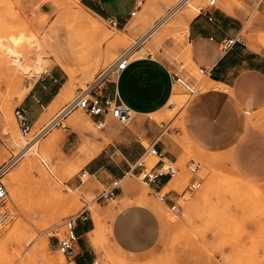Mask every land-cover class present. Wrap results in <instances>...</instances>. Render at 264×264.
<instances>
[{
	"label": "rangeland",
	"instance_id": "374dc122",
	"mask_svg": "<svg viewBox=\"0 0 264 264\" xmlns=\"http://www.w3.org/2000/svg\"><path fill=\"white\" fill-rule=\"evenodd\" d=\"M148 1L138 2L142 12L129 21L130 31H125V26L114 28L107 18L97 17L83 0H0V167L11 160L13 163L3 180L7 190L6 209L12 217L0 245L14 227L23 225L0 264H43L45 255H62L58 240L67 233L65 222L85 209L90 210L94 230L97 219L100 218L103 225L95 237L97 241L90 242L98 264H120V260L122 264H264V182L240 174L232 153L204 152L195 147L184 132L183 103L199 96L208 86V77L189 63L186 30L177 24L188 9L187 0H153L151 6L146 7ZM191 1L198 5L197 15L209 8L210 0ZM216 2L217 8L232 6L245 12L239 40L250 49H255L257 43L264 45L259 39L264 33V14L258 6L250 9L238 0ZM66 6L75 10L84 8L99 21L103 34L97 36L102 44L96 40L97 36L80 26L68 33L66 27L71 26V22L63 13ZM104 36L108 38L106 41ZM145 36L149 39L144 40ZM82 38L91 40L92 51L95 48L92 67L84 71L87 74L77 69V81L72 83L64 99L62 97L53 111L48 107L37 125L23 134L16 118L23 95L47 73H54V79L58 80H52L53 91L60 88L61 92L70 82L65 67L70 61L69 49L74 41L81 42ZM114 39L122 41L113 43ZM35 41L47 54L41 70L37 69ZM141 41L145 43L144 50L154 55L163 49L167 62L176 66L179 76L193 86L196 94L191 97L178 86L162 110L144 116L132 112L129 121H118L114 136L119 139L120 135L122 141L129 144H133L131 140L136 137L141 158L149 168L158 162L153 152L156 149L177 161L179 171L160 194L138 176H132L122 183L116 200L99 204L97 199L103 186L89 174L84 182L79 176L110 141L84 111L76 109L64 118L60 114L104 68ZM51 45L55 48L51 49ZM66 45H70L69 49ZM12 47L19 52L20 67L14 63ZM139 56L142 54L136 53L131 61ZM260 117L248 115L251 121ZM34 150L43 157L32 153ZM191 160L201 164L196 177L201 185L194 190H189L193 174L187 164ZM16 170L19 171L13 183L10 175ZM167 192L172 202L161 200ZM172 203L177 205L176 210H172ZM132 204L151 209L160 224L155 246L139 254L123 252L112 240L109 230L116 215ZM54 217L59 218L57 224L52 221ZM63 255L60 264H73Z\"/></svg>",
	"mask_w": 264,
	"mask_h": 264
},
{
	"label": "crops",
	"instance_id": "0c3cea01",
	"mask_svg": "<svg viewBox=\"0 0 264 264\" xmlns=\"http://www.w3.org/2000/svg\"><path fill=\"white\" fill-rule=\"evenodd\" d=\"M83 1L100 18L115 20L119 27L125 26L123 30H127L129 21L142 12L141 5H138L140 0ZM238 1H243L250 9L258 6V10L264 14V2L261 0ZM151 2L149 0L146 7L151 6ZM181 17H185V13ZM245 18L243 10L232 6L227 9L215 6L201 10L189 22L186 30L187 47L193 65L204 71L209 86L199 96L183 103L184 132L192 144L204 152L232 153L234 166L240 174L250 180L264 182V126L260 124L262 122L264 125V45L257 43L255 49H250L239 40ZM149 37L145 36L144 40ZM230 38L238 43L231 52L225 54L221 51V44ZM144 44L141 41L132 54L141 53L142 56L131 61L116 83L108 86V93L112 97L118 95L131 113L139 116L154 114L165 108L175 89L180 86L173 82V75L179 74L176 66L167 62L164 50L154 55L144 50ZM52 80L58 81L54 79V73L42 75L20 102L17 111L23 113L30 131L59 95L60 88L53 91ZM252 114L261 117L251 121L248 115ZM91 119L96 122V119ZM118 121L111 116L105 118L102 132L110 144L85 169L103 189L121 180L142 154L136 137L131 140L133 144H129L124 143L120 135L119 139L114 136V131L119 127ZM165 185L166 182L161 181L150 189L161 191ZM93 230L92 216L88 222L77 223L78 242L68 257L70 262L93 264L98 260L87 238ZM109 230L112 240L123 252L139 254L155 246L160 224L151 209L132 204L116 215Z\"/></svg>",
	"mask_w": 264,
	"mask_h": 264
},
{
	"label": "built area",
	"instance_id": "2783aa9c",
	"mask_svg": "<svg viewBox=\"0 0 264 264\" xmlns=\"http://www.w3.org/2000/svg\"><path fill=\"white\" fill-rule=\"evenodd\" d=\"M216 3V0H210L209 7H215L217 5ZM210 20H213V18H210ZM109 23L114 28L119 27L118 22L115 20H109ZM237 43L238 41L235 39H227L221 44V51L227 54L233 50ZM139 45L140 43L134 49L131 48L125 50L115 62L104 68L85 89L80 90L79 95L75 100L60 114L62 118L69 115L72 111L79 109L84 111L89 117L96 119L95 124L100 130L105 128V118L107 116H111L123 123L129 121L131 119V111L120 100L118 95L112 97L108 93V86L116 83L121 74L127 69L131 62V56ZM201 72L204 74L203 70H201ZM173 82L182 86L191 96L196 94L193 86L184 78L178 75H173ZM16 118L23 134H28L30 132V127L21 110L16 112ZM153 151H155V154L158 157V162L155 166L149 168L143 160V157L140 158L129 167V169L123 174L121 180L114 181L110 187L105 188L100 192L97 202L101 204L116 200L122 189V183L132 176H138L142 182L149 186V188H152L161 181H165L166 185L164 188H166V186L178 174L179 169L177 167V161L171 160L166 154L158 152L156 149ZM12 164L11 160L0 167V239L5 227L8 225L12 217L11 212L6 209L7 190L3 181L4 176L10 170ZM187 168L193 174L189 190L197 189L201 184L195 179L199 175L201 164L191 160L187 164ZM87 174H89L87 170L81 172L79 176L81 182H84V178ZM162 190L153 191L160 194ZM168 193L169 192L161 198L165 203L167 201L172 202V200L168 198ZM172 204V210H176L177 205L175 203ZM90 220L91 215L89 209H85L80 214L72 216L66 220L65 226L67 233L64 238L58 240V249L66 257L72 255L73 249L78 242V236L76 233L77 223L88 222ZM93 264H98V262L95 261Z\"/></svg>",
	"mask_w": 264,
	"mask_h": 264
},
{
	"label": "bare ground",
	"instance_id": "6f19581e",
	"mask_svg": "<svg viewBox=\"0 0 264 264\" xmlns=\"http://www.w3.org/2000/svg\"><path fill=\"white\" fill-rule=\"evenodd\" d=\"M153 1V0H152ZM79 3V2H78ZM152 3V2H151ZM186 5H188V9L186 10L185 13V17H180V19L177 21V24L178 26L181 27V29H185L187 30L188 29V25H189V22L197 16V12H198V5L195 3V2H192L191 0H187L185 1ZM75 4H77L75 2ZM71 6V5H70ZM70 6H66L65 8L63 7V13L65 15V18L68 19V21L71 22V26L69 27H66L68 33L73 31L74 27L76 26H80V27H83L87 30L88 33L94 35V36H99L103 34V30L99 24V21L98 20H94L91 15L83 8V9H80V10H75L73 7H70ZM76 6H79L78 4ZM81 8V7H80ZM62 10V8H61ZM185 11V10H184ZM63 15V14H62ZM99 17V16H97ZM100 18V17H99ZM176 26V25H175ZM132 29V28H131ZM56 30H59V28ZM76 30V29H75ZM79 29H77L78 31ZM86 30H84L86 32ZM127 30L130 31V28H128ZM126 31V30H125ZM82 32V31H81ZM56 33V32H55ZM75 33V32H74ZM58 35V34H57ZM89 35V34H87ZM86 35V36H87ZM98 36L96 37L98 40ZM59 37V36H58ZM67 37H68V41H70L69 39V36L67 34ZM90 37V35H89ZM187 37V36H186ZM84 38V37H83ZM82 38V41L81 42H76L74 41L70 47V49L68 48L69 46H67V48L70 50L68 53H69V57H70V61H68V66H65L66 67V71H67V74L68 76L70 77L69 80L70 82L68 84H65V86L62 88L60 94L58 95V97L56 98V100L52 103V105L50 106V110L53 111L54 108H56V106L58 105V103L60 102V100L62 99V97L68 92L69 88H71V85L72 83L76 80L77 81V76H76V70L77 69H81L83 72L84 71H87V70H90V68L92 67L91 65H93V60H94V57L96 56L94 50L92 51V49L90 48L92 42L91 40H87V39H83ZM86 38V37H85ZM129 38V37H128ZM59 39V38H58ZM89 39V38H88ZM91 39V38H90ZM105 39H108L106 36L103 37V40ZM111 39V38H110ZM113 39V38H112ZM259 39L263 40L264 41V33L261 34L259 36ZM100 40H101V37H100ZM133 40V39H132ZM17 41H19L17 39ZM22 41V40H21ZM20 41V42H21ZM122 39H114L112 40L113 43H119L121 42ZM66 42V41H65ZM72 42V41H71ZM71 42L69 44H71ZM97 42V41H96ZM100 41L98 40V43ZM36 43V41H35ZM39 42L37 41L36 44H33L36 45L35 46V50L37 51V60H38V66H37V69L38 70H41L42 69V66H43V60L45 58V54L46 52L44 51L43 47L40 46V44H38ZM101 43V42H100ZM102 44V43H101ZM33 45V46H34ZM94 45V44H93ZM100 45V44H99ZM16 46V45H14ZM189 46V45H188ZM51 49L55 48V46H52L51 45ZM43 50V51H41ZM11 52L13 54V58H14V63L18 64L19 67L22 66L21 65V57L19 55V52L16 50V48L12 47L11 49ZM97 52V51H96ZM186 53H187V58H188V61L189 63L193 64L192 62V58H191V53H190V49L187 47L186 49ZM47 55V54H46ZM58 55H61V53ZM57 55V56H58ZM49 56V54H48ZM55 56V55H54ZM56 57V56H55ZM59 57V56H58ZM63 57V54L62 56ZM48 58V57H47ZM57 58V57H56ZM60 58V57H59ZM46 59V58H45ZM60 60V59H59ZM46 62V61H44ZM63 61L60 60V64H62V67H63ZM66 62V61H65ZM47 64V63H46ZM59 64V65H60ZM67 64V63H66ZM65 65V63H64ZM71 65V66H70ZM72 67V68H70ZM80 70V72H81ZM78 71V70H77ZM90 72V71H89ZM85 74H87V72H84ZM83 73V74H84ZM88 76V75H87ZM209 86V85H208ZM207 86V87H208ZM211 86V85H210ZM29 89V87L27 88ZM26 89V90H27ZM68 95V94H67ZM24 97V95H23ZM64 99V97H63ZM62 101V100H61ZM73 116H76V115H73ZM72 118V117H71ZM74 120V118L72 119ZM73 122V121H72ZM19 142V141H18ZM21 145L23 144L22 142H19ZM155 153V151H153ZM32 153H34L36 156H38L39 158H42L43 156L41 154L38 153L37 150H34ZM33 158V157H32ZM33 160V159H32ZM35 160V159H34ZM37 160V158H36ZM213 163V162H212ZM19 170H16L15 173L12 172V174L10 175V181H12L13 183H16V174ZM12 183V184H13ZM172 183V181L167 185V186H170ZM14 185V184H13ZM16 185V184H15ZM16 188V186L14 187ZM15 190V189H14ZM264 190V189H263ZM147 200V199H146ZM147 202V201H146ZM99 217V216H98ZM54 223L57 224V222L59 221V218L58 217H54L53 220H52ZM102 222H101V219H97V222H96V229L91 231L90 233H88V238H89V241L92 242L94 241L96 235H98V232H100L102 230ZM23 228V225H18L16 227H14V229L12 231H10L8 234H7V237L5 238V241L0 245V259L2 258V256L4 254H6L7 252H9L10 250V244L14 242L16 236L19 234V232L22 230ZM96 240V239H95ZM97 241V240H96ZM95 243V242H94ZM44 254V253H43ZM63 255V254H62ZM62 255H58V256H48V255H45L44 256V259H43V264H60L61 260L63 259ZM43 256V255H42ZM64 256V255H63ZM116 263V262H115ZM123 261L120 260V264H122ZM33 264V263H32ZM35 264V263H34ZM74 264V263H73Z\"/></svg>",
	"mask_w": 264,
	"mask_h": 264
}]
</instances>
